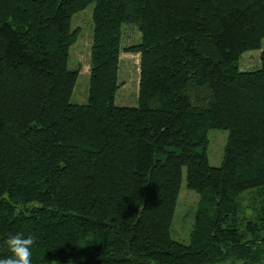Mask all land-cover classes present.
<instances>
[{"label":"trees","instance_id":"obj_1","mask_svg":"<svg viewBox=\"0 0 264 264\" xmlns=\"http://www.w3.org/2000/svg\"><path fill=\"white\" fill-rule=\"evenodd\" d=\"M95 4L86 103L69 66ZM140 33L124 46V25ZM264 0H0V258L32 264H264ZM140 54L136 105L121 55ZM210 129L228 131L212 166ZM200 194L188 243L181 193Z\"/></svg>","mask_w":264,"mask_h":264},{"label":"rangeland","instance_id":"obj_2","mask_svg":"<svg viewBox=\"0 0 264 264\" xmlns=\"http://www.w3.org/2000/svg\"><path fill=\"white\" fill-rule=\"evenodd\" d=\"M95 4L89 5L85 10L73 16V28H79L80 34L77 42L71 48L69 66L71 69L80 68L81 72L71 98L74 103H86L90 79V46L93 37L92 14ZM124 46H129L140 41V33L133 24L124 25ZM261 50L245 52L241 57V65L245 69L257 68L260 52L264 49V39ZM140 54L123 52L121 55V87L117 93L118 105H136L138 99L140 77ZM228 131L210 129L208 132L209 144L207 153L212 166H220L223 159L224 148L228 139ZM200 194L187 187L186 171L183 172L181 193L179 196L175 219L171 227L172 237L188 243L192 229L196 206Z\"/></svg>","mask_w":264,"mask_h":264},{"label":"clouds","instance_id":"obj_3","mask_svg":"<svg viewBox=\"0 0 264 264\" xmlns=\"http://www.w3.org/2000/svg\"><path fill=\"white\" fill-rule=\"evenodd\" d=\"M37 242L34 235L25 236L23 233H9L3 243L7 247L10 255L6 258H0V264H32L33 246ZM56 264V261H52Z\"/></svg>","mask_w":264,"mask_h":264}]
</instances>
